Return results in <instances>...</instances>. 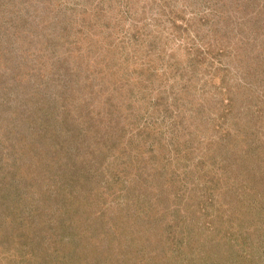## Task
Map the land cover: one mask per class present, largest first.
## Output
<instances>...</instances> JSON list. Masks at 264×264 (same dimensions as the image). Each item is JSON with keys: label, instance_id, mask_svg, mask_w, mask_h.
<instances>
[{"label": "rangeland", "instance_id": "1", "mask_svg": "<svg viewBox=\"0 0 264 264\" xmlns=\"http://www.w3.org/2000/svg\"><path fill=\"white\" fill-rule=\"evenodd\" d=\"M0 264H264V0H0Z\"/></svg>", "mask_w": 264, "mask_h": 264}]
</instances>
